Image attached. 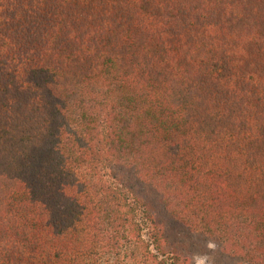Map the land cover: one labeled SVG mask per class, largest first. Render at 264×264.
<instances>
[{
	"label": "trees",
	"instance_id": "obj_1",
	"mask_svg": "<svg viewBox=\"0 0 264 264\" xmlns=\"http://www.w3.org/2000/svg\"><path fill=\"white\" fill-rule=\"evenodd\" d=\"M0 264H264V0H0Z\"/></svg>",
	"mask_w": 264,
	"mask_h": 264
},
{
	"label": "rangeland",
	"instance_id": "obj_2",
	"mask_svg": "<svg viewBox=\"0 0 264 264\" xmlns=\"http://www.w3.org/2000/svg\"><path fill=\"white\" fill-rule=\"evenodd\" d=\"M145 232H146V229H145ZM146 234V233H145Z\"/></svg>",
	"mask_w": 264,
	"mask_h": 264
}]
</instances>
